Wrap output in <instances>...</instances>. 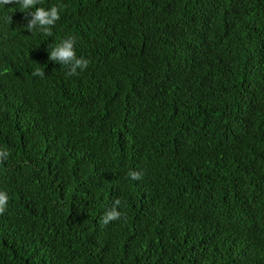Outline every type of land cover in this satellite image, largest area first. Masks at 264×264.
I'll list each match as a JSON object with an SVG mask.
<instances>
[{"label": "trees", "instance_id": "obj_1", "mask_svg": "<svg viewBox=\"0 0 264 264\" xmlns=\"http://www.w3.org/2000/svg\"><path fill=\"white\" fill-rule=\"evenodd\" d=\"M41 3L0 10V264H264V0Z\"/></svg>", "mask_w": 264, "mask_h": 264}, {"label": "clouds", "instance_id": "obj_2", "mask_svg": "<svg viewBox=\"0 0 264 264\" xmlns=\"http://www.w3.org/2000/svg\"><path fill=\"white\" fill-rule=\"evenodd\" d=\"M14 4L17 9L23 12L24 19L28 22L24 27L32 32L38 31L41 35L51 37L53 35L52 29L61 17L63 6L52 5L45 7L42 5L41 0H0V10ZM30 17V19H29ZM12 21V16L6 18V22ZM75 37L70 36L62 39L49 53V60H55L60 65L68 67L67 76L79 75L88 66V60L83 56L78 57L75 49ZM79 69V70H78ZM44 71L40 68H34L33 75L38 77L44 76ZM9 153L5 150H0V158L7 159ZM129 176L133 180L141 178V173L130 171ZM8 193L0 190V213L4 212L7 208ZM119 217V213L113 211L109 213L108 219H115ZM107 222V220L105 221Z\"/></svg>", "mask_w": 264, "mask_h": 264}]
</instances>
